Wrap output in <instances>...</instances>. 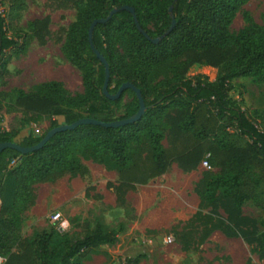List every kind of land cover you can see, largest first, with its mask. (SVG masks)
Listing matches in <instances>:
<instances>
[{
  "label": "trees",
  "instance_id": "obj_1",
  "mask_svg": "<svg viewBox=\"0 0 264 264\" xmlns=\"http://www.w3.org/2000/svg\"><path fill=\"white\" fill-rule=\"evenodd\" d=\"M59 1L63 6L73 0ZM77 1L62 52L80 72L82 92L71 95L55 81L35 84L29 92L16 90L15 103L32 114L24 120L26 124H36L43 116L60 117L63 124H70L81 118L112 122L134 115L138 102L131 90L114 101L104 97V67L90 49L88 28L122 6L134 10L139 27L150 39L162 36L172 18L175 24L157 44L137 30L126 11H117L93 29L92 44L109 68L108 92L114 94L121 84L130 83L141 93L145 111L137 122L117 128L81 125L55 134L32 153L22 155L12 149L0 153V256L4 264H82L92 250L116 242L121 227L108 229L99 222L77 239L55 229L18 238L22 214L34 203L33 186L66 175L84 176L87 170L80 158L116 172L115 197L120 205L127 192L164 175L172 164L182 173H191L205 161L210 170L202 172L195 186L199 211L180 230L181 251L198 250L218 231L226 238H241L264 264V221L257 223L242 214L248 202L264 211V131L228 96L234 79L264 83V27L245 13V25L236 33L229 32L235 13L249 0ZM24 8V0H0V88L9 75L10 59L24 52L31 39L42 44L49 34L48 19L43 18L28 25L32 34L19 36L21 43L8 35L7 20ZM193 65L216 69L215 79L185 77ZM159 75L162 79L153 85ZM126 93L133 96L132 101L124 115L113 118L112 108ZM2 99L0 92V106ZM59 125L51 120L48 130ZM227 129L243 140L242 146L218 135ZM44 134H28L16 141V132L0 130V143L27 148L39 143ZM195 224L199 225L196 233L183 231ZM142 257L126 258L123 264H139Z\"/></svg>",
  "mask_w": 264,
  "mask_h": 264
},
{
  "label": "rangeland",
  "instance_id": "obj_2",
  "mask_svg": "<svg viewBox=\"0 0 264 264\" xmlns=\"http://www.w3.org/2000/svg\"><path fill=\"white\" fill-rule=\"evenodd\" d=\"M59 2L24 0V10L12 13L11 19L7 20L8 35L21 43L19 36L32 34L28 26L31 22L48 19L49 34L43 43L31 39L24 52L10 59L7 64L9 75L0 88L3 94L0 130L16 132V141L28 134L43 135L51 120L63 124L62 118L51 116H43L36 124H26L24 120L32 114L25 113L15 103L16 90L29 92L35 84L55 81L71 95L82 92L81 74L62 52L67 27L74 21L79 3L73 0L59 6ZM245 13L255 24L264 27V0H249L235 13L229 26L230 33H236L245 25ZM215 76L216 69L203 65H193L185 73V77L208 81H213ZM161 79L159 75L153 85ZM232 86L229 98L237 101L245 115L264 131V83L237 78L232 81ZM132 99L133 96L126 93L119 105L112 108V117L124 115L125 106ZM218 135L236 146L244 143L229 129ZM80 162L87 170L84 176L66 175L53 183L33 186L34 203L22 214L18 238H29L34 232L55 229L68 238L77 239L99 222L108 229L121 227V231L113 245L92 250L82 264H123L126 258L137 256H143L139 264H247L248 261L263 264L241 238H226L219 232L210 235L198 250L181 251L177 240L180 230L199 211L194 189L202 172L208 171L201 164L191 173H182L172 164L164 175L127 192L124 205H120L115 197L116 172L83 158ZM55 212L60 214V219L52 223L50 217ZM242 214L257 223L264 221V211L250 202L243 205ZM195 225L186 226L183 231L196 233L199 225Z\"/></svg>",
  "mask_w": 264,
  "mask_h": 264
},
{
  "label": "water",
  "instance_id": "obj_3",
  "mask_svg": "<svg viewBox=\"0 0 264 264\" xmlns=\"http://www.w3.org/2000/svg\"><path fill=\"white\" fill-rule=\"evenodd\" d=\"M117 11H126V12L130 13L132 15V18H133V21H134V24H135L137 30L141 34H143L145 36V38L147 40L151 41L153 44H157L160 39H163L166 35H168L171 32V30L174 27L175 21L172 18V21H171L169 28L166 30V32L162 36H160L159 38L150 39L143 32V30L139 27V25L137 23L136 16L134 14V10L131 7L122 6L119 9L111 10V12L108 14V16L104 19L94 20L88 28V42H89L90 49L93 52V54L95 55V57L99 60V62L104 67V81H103V86H102V93H103L104 97L107 98L108 100L114 101L120 97V95L122 94L123 91L131 90L134 93L135 98L138 102L137 112L129 118L121 119V120H114L112 122H101V121H97V120L90 119V118H81V119H78V120H76L70 124H62V125L56 126L52 129L48 130L44 134L43 138L39 141V143H37L36 145L31 146V147L24 148V147L19 146L16 143L2 142V143H0V153L4 149H12V150L17 151L18 153H20L22 155H26V154L32 153V152L40 149L55 134L73 130V129L77 128L78 126H81V125H97V126H101V127H105V128H117V127H121L124 125L135 123L141 118V116L143 115V113L145 111V106H144V102H143V99L141 97L140 91L130 83H123L120 85V87L117 89V91L114 94H110L108 92V81H109L108 64L105 61V59L103 58V56L94 48V46L92 44V32H93L94 27L98 24H104L107 21H109L110 18L112 17V15L115 14ZM168 12H171V7L169 8Z\"/></svg>",
  "mask_w": 264,
  "mask_h": 264
},
{
  "label": "built area",
  "instance_id": "obj_4",
  "mask_svg": "<svg viewBox=\"0 0 264 264\" xmlns=\"http://www.w3.org/2000/svg\"><path fill=\"white\" fill-rule=\"evenodd\" d=\"M201 166H202L204 169H207V170L210 169L209 166L207 165V163H206L205 161H203V162L201 163ZM59 219H60V214L57 213V212L53 213V214L51 215V217H50V221H51L52 223H56V222H58ZM57 231H59V230H57ZM59 233H60V232H59ZM4 262H5V258L2 257V256H0V264H4Z\"/></svg>",
  "mask_w": 264,
  "mask_h": 264
},
{
  "label": "crops",
  "instance_id": "obj_5",
  "mask_svg": "<svg viewBox=\"0 0 264 264\" xmlns=\"http://www.w3.org/2000/svg\"><path fill=\"white\" fill-rule=\"evenodd\" d=\"M215 232H218V231H214V232H212L211 235H213ZM219 233H220V232H219ZM220 234H221V233H220ZM222 236H223V235H222ZM223 237H224V236H223Z\"/></svg>",
  "mask_w": 264,
  "mask_h": 264
}]
</instances>
